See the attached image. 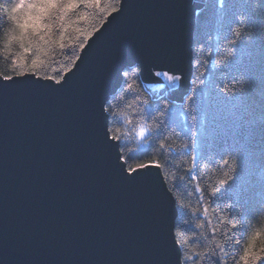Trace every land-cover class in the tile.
Returning <instances> with one entry per match:
<instances>
[{
    "label": "water",
    "instance_id": "1",
    "mask_svg": "<svg viewBox=\"0 0 264 264\" xmlns=\"http://www.w3.org/2000/svg\"><path fill=\"white\" fill-rule=\"evenodd\" d=\"M202 2L124 0L68 87L0 88V264H168L176 254L160 167L151 183L115 174L93 139L95 93L117 83L114 61L139 58L154 94L181 98Z\"/></svg>",
    "mask_w": 264,
    "mask_h": 264
},
{
    "label": "trees",
    "instance_id": "2",
    "mask_svg": "<svg viewBox=\"0 0 264 264\" xmlns=\"http://www.w3.org/2000/svg\"><path fill=\"white\" fill-rule=\"evenodd\" d=\"M247 2L226 0V4L221 5L220 0H203L197 9L189 84L183 96L174 99L176 115L171 126L161 131L153 128L142 141L137 139L136 131L140 127L156 123L142 115L144 105L140 101L168 96L166 92L154 94L140 71H129L112 101V127L125 144V154L132 153L129 164L154 161L160 165L175 201V238L183 242L181 250L188 258L186 264H214L208 255L213 252L222 264H243L239 257L252 236L256 237L253 242L256 251L259 253L264 248V102L261 99L264 98V80L260 78L264 68V13L257 14L247 27L241 19L238 30L243 37L237 45L240 51L236 63H212L220 58L218 51H227V40L232 39L230 32L220 26L224 9H227L228 21H232L233 14L246 11ZM251 25L257 26L258 34L249 42L247 37L254 30ZM5 27L0 19V36ZM16 51L13 49V53ZM64 55L58 51L51 57L46 66L39 69L41 75L57 71L64 63ZM27 61L31 63L30 54ZM19 70V66L11 63V54L6 57L0 51V74ZM246 71L255 74V82L246 92V98L227 100L216 90L223 85L231 96L229 85L233 77L241 80ZM184 109L188 110L187 121ZM129 119L131 124L127 123ZM193 143L197 146L195 153L191 148L185 151L182 147ZM194 155L198 159H194ZM223 160L228 161V167ZM234 161L242 162V167L237 173V182L223 197L213 200L197 191L216 186L225 172L231 175ZM227 205L234 209L243 205L246 212L240 217L235 213L229 215ZM238 221L241 227L233 231L231 226Z\"/></svg>",
    "mask_w": 264,
    "mask_h": 264
},
{
    "label": "snow or ice",
    "instance_id": "3",
    "mask_svg": "<svg viewBox=\"0 0 264 264\" xmlns=\"http://www.w3.org/2000/svg\"><path fill=\"white\" fill-rule=\"evenodd\" d=\"M220 3L225 5L226 0H220ZM123 9L124 0H0V19L6 25L2 36H0V43H2L0 51L6 57L11 54V63L20 68L19 71L8 75L0 74V88L23 87L48 92L65 89L81 73L96 41L111 28L114 17ZM259 13H264V0H248L246 11L242 14H233L232 21H228L227 9H224V18L221 20L220 26L230 32L232 39L227 40V51L223 53L218 51L217 55L220 58L213 60V64L227 62L228 65H231L237 62V53L240 51L237 45L243 37V33L238 30L241 19L243 18L247 27L249 26L248 22L256 18ZM73 16L75 19H71ZM81 23L84 25L83 27L77 26ZM233 24L237 27L233 28ZM251 27L254 30L247 37L249 42L258 34L257 26L251 25ZM13 49H17V51L13 53ZM58 51L65 54L64 63L52 75L42 76L39 69L46 66L50 58L55 56ZM29 54L31 55L30 64L27 61ZM133 70L142 71L139 58L114 61L113 71H115L117 83L108 87L107 90L99 89L95 93L93 139L96 147L109 157L115 174L122 181L129 184L151 183L148 173L152 167L159 169V163L149 161L148 163H137L134 166L130 165L129 160L132 158V153L125 154V144L112 127L114 95L117 89L125 83L129 71ZM168 78L169 80L173 78L180 80L182 76L176 75ZM260 78L264 80V68L260 71ZM254 82L255 74L246 71L241 80H236L233 77V82L229 85L232 90L231 96H228V88L223 85L216 90L227 100L243 99L246 98V92L250 90ZM261 99L264 102V98ZM140 103L144 105L142 115L145 118H152L156 123L140 127L136 131L138 140L142 141L146 135L151 134L153 128L161 131L172 125L176 115V102L171 96L154 97L151 100L140 101ZM189 103H191V99ZM183 111L187 121L188 110L184 109ZM127 123L131 124L132 120H127ZM182 147L185 151L191 148L194 153L197 149L195 143L185 144ZM194 159H198V156L194 155ZM223 163L225 167H228L227 160H223ZM234 164L232 174L229 175L225 172L224 178L219 179L216 186L203 190L198 188L197 191H201L213 200L223 197L238 180L237 173L242 167V162L234 161ZM168 191L170 192V190ZM226 208L229 215L235 213L237 217L243 216L246 212L243 205H239L235 209L231 205H227ZM231 227L235 231L241 227V224L238 221ZM174 229L175 225L168 222V236L171 235L175 244L179 246L175 255L171 253L168 264H186L188 258L181 250L183 242L175 239ZM255 239V236L249 238L243 249V254L239 257V261L243 264H264V248L258 253L253 243ZM208 255L214 264H222L215 252Z\"/></svg>",
    "mask_w": 264,
    "mask_h": 264
},
{
    "label": "bare ground",
    "instance_id": "4",
    "mask_svg": "<svg viewBox=\"0 0 264 264\" xmlns=\"http://www.w3.org/2000/svg\"><path fill=\"white\" fill-rule=\"evenodd\" d=\"M192 69V68H191ZM191 73V72H190ZM189 78H190V76H189ZM187 90V89H186ZM186 90H185V92H186Z\"/></svg>",
    "mask_w": 264,
    "mask_h": 264
}]
</instances>
